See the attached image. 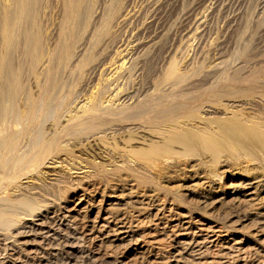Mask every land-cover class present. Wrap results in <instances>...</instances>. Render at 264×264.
I'll list each match as a JSON object with an SVG mask.
<instances>
[{
    "label": "rangeland",
    "instance_id": "1",
    "mask_svg": "<svg viewBox=\"0 0 264 264\" xmlns=\"http://www.w3.org/2000/svg\"><path fill=\"white\" fill-rule=\"evenodd\" d=\"M25 2L28 49L20 54V44L6 60L19 38L4 28L0 0V80L7 72L17 88L0 109L37 108V127L26 143H43L94 103L96 112L109 113L103 115L105 133L96 134L100 144L146 150L144 160L156 169L171 155L174 185L200 171L220 175L224 185L237 176L264 178V0H75L74 10L63 0ZM69 12L70 31L57 45ZM40 59L47 61L45 70ZM146 100L156 103L142 118L126 116ZM112 111L124 112L115 117ZM85 131L71 142L78 148L63 137L60 144L67 145L59 155L98 161L82 142ZM61 166L64 174H76ZM260 188L263 195L264 184ZM230 207L239 210L229 202L218 207V216ZM250 219L242 214L239 220L247 226ZM64 239H57L55 256L20 264H79V256L65 259L71 255Z\"/></svg>",
    "mask_w": 264,
    "mask_h": 264
},
{
    "label": "bare ground",
    "instance_id": "2",
    "mask_svg": "<svg viewBox=\"0 0 264 264\" xmlns=\"http://www.w3.org/2000/svg\"><path fill=\"white\" fill-rule=\"evenodd\" d=\"M63 1L75 9V0ZM4 3L3 26L19 38L4 53L9 60L20 44V54L27 51L30 26L25 21V0ZM70 14L63 18L57 45L70 31ZM36 63L42 69L47 65L46 59ZM11 80L7 72L1 76L0 104L14 98L12 90L17 88L12 89ZM154 103L146 100L126 116L142 118ZM93 105L67 118L41 144L30 143L31 139L26 143L37 127L34 105L17 111L0 109V264H20L40 254L55 256L58 238L68 241L64 244L71 256L65 259L79 256V264H264L263 177L232 175L236 180L224 185L218 183L220 175L200 171L187 180V175L178 177L181 181L174 185L172 178L177 176L172 172L177 166L168 162L171 155H165L163 167L156 169L144 160L146 150L100 144L96 134L104 132L107 112H96ZM81 130L87 131L82 142H88L86 148L98 161L77 162L59 155L65 145L62 138L71 144ZM71 147L78 148V143ZM81 163L90 170L80 171ZM61 164L76 174H64ZM229 202L242 208L244 217L251 215V223H241V211L231 207L223 218L218 216V207Z\"/></svg>",
    "mask_w": 264,
    "mask_h": 264
}]
</instances>
